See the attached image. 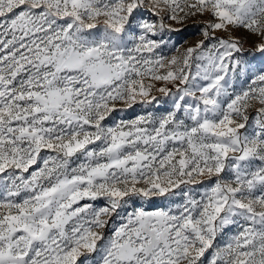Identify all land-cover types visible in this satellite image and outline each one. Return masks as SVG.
Returning <instances> with one entry per match:
<instances>
[{
	"label": "snow or ice",
	"instance_id": "6c2138e0",
	"mask_svg": "<svg viewBox=\"0 0 264 264\" xmlns=\"http://www.w3.org/2000/svg\"><path fill=\"white\" fill-rule=\"evenodd\" d=\"M146 79L171 108L105 125ZM0 264H264V0H0Z\"/></svg>",
	"mask_w": 264,
	"mask_h": 264
},
{
	"label": "rangeland",
	"instance_id": "374dc122",
	"mask_svg": "<svg viewBox=\"0 0 264 264\" xmlns=\"http://www.w3.org/2000/svg\"><path fill=\"white\" fill-rule=\"evenodd\" d=\"M145 3L147 4L148 0H145ZM144 18L149 20L150 22H158V18L147 10L144 11ZM207 19V17L196 15L194 17L186 19L183 23H178L172 20H165V24L167 25L166 29L160 32L156 37L157 39H162L164 42L161 45L162 54L166 57H171L173 55L179 56L180 53H183L186 48L193 47L200 40H203L204 36L202 34V30L207 22ZM217 35L224 38H227L228 36H232L233 38H243L245 49L251 48L257 41V37L252 36L245 31H237L234 33H224L218 31ZM163 71L164 70L162 69L161 72ZM145 84L153 85L151 94L148 97L149 102L138 99L137 102L134 103L131 107L124 103H117L116 111H113L108 117H106V120L103 123L107 126H112L113 124L120 121L127 122L134 120L140 116H148L149 114L157 117L164 115L166 111L171 108L172 100L169 96H166L163 93L159 92L158 89L166 86L172 88L173 86L166 85L163 81H154L150 79H146ZM173 91H175L174 88ZM152 96H155L157 99L152 100ZM183 188L184 186L181 185L180 189H174L173 192L176 193V195H172L171 193H169L166 196L152 197L150 199L144 200L140 198H133V206H143L148 210H154L157 207L170 206L172 201L179 203L182 199L181 189ZM85 202L87 201H82L81 203ZM91 203H93L95 207H103L106 205V201L102 198ZM104 219L108 220L110 224L113 222L119 224L120 222L115 214H113L111 217H104ZM104 231L107 232L108 229H105Z\"/></svg>",
	"mask_w": 264,
	"mask_h": 264
}]
</instances>
